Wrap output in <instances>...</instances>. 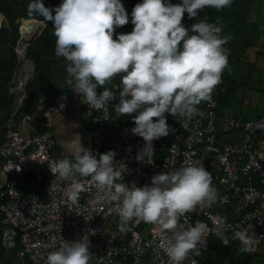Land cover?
Instances as JSON below:
<instances>
[{"label": "clouds", "instance_id": "1", "mask_svg": "<svg viewBox=\"0 0 264 264\" xmlns=\"http://www.w3.org/2000/svg\"><path fill=\"white\" fill-rule=\"evenodd\" d=\"M232 3L142 0L131 12L132 32L119 34L116 39V28L129 23L121 0H63L54 9L42 0H29L27 10L52 23L55 54L67 62L68 88L95 109L118 101L114 104L117 116L132 117L135 126L131 133L144 141L136 159L144 161L155 154L154 141L175 132L166 114L178 121L199 115L198 106L212 102V93L223 82L225 70L231 73L230 52L224 47L230 38H221L218 21L209 22L205 16L186 28L182 23L184 14L196 19L207 8L219 12ZM117 77L120 82L114 89L106 87L113 85ZM98 88L103 90L98 92ZM115 156L112 150L99 154L80 143L73 159L56 161L50 171L70 181L66 195L71 203L78 202L80 192L85 190L78 177L90 178L87 183L94 184L100 193L98 202L114 206L122 233L130 230V224L141 221L159 226L166 241L163 251L171 264H184L190 254L199 255L201 249H207L208 234H214L222 245H229L225 234L228 226L223 222L212 233L200 222L189 228L180 223L181 217L198 206L210 207L217 201L211 173L202 164L188 163L155 174L150 185L141 187L118 182L123 176ZM94 234L89 230L78 241L60 237L58 248L49 252L45 264H91L89 235ZM231 239L240 242V252L254 251L256 240L247 228L235 231Z\"/></svg>", "mask_w": 264, "mask_h": 264}, {"label": "built area", "instance_id": "2", "mask_svg": "<svg viewBox=\"0 0 264 264\" xmlns=\"http://www.w3.org/2000/svg\"><path fill=\"white\" fill-rule=\"evenodd\" d=\"M25 65L16 79L14 88L19 94L13 111L0 127L2 251L14 252L28 264H45L49 252L58 248L60 237L78 241L92 230L91 264H171L163 251L166 241L159 226L141 221L122 233L114 206L98 202L100 193L94 184L87 183L90 178L78 177L85 190L78 202L68 201L70 181L59 179L50 170L56 161L74 158L63 142L75 143L71 136L85 127L83 146L99 154L109 150L116 153V167L123 176L118 182L142 187L150 185L155 174L188 163L202 164L211 173L217 201L181 217V225L189 228L200 222L212 233L223 222L231 236L247 228L256 240L254 251L247 254L255 259L254 264H264V114L253 118L228 116L222 108L217 109L216 98L200 104V114L191 118L178 121L166 114L175 132L153 142L151 160L138 161L136 156L144 141L131 133L135 126L131 116H117L114 104L118 101L95 109L84 99L78 101L70 89L77 100L73 108L67 103L68 95L60 92L49 98L37 97L28 111L18 114L27 100L24 86L34 73ZM119 82L110 87L114 89ZM38 124L44 129L37 131ZM57 146L60 152L54 153ZM211 236L207 235V246ZM192 261L201 264L194 254L184 264Z\"/></svg>", "mask_w": 264, "mask_h": 264}, {"label": "trees", "instance_id": "3", "mask_svg": "<svg viewBox=\"0 0 264 264\" xmlns=\"http://www.w3.org/2000/svg\"><path fill=\"white\" fill-rule=\"evenodd\" d=\"M42 2L46 7L54 9L59 6L63 0H42ZM166 2L179 4L182 0H166ZM137 3H142V0L127 1L125 9L129 15V23L125 26L116 28L115 35L132 32L134 25L131 23V12ZM28 4L29 0H0V15H3L7 22V24L3 23L0 26L1 126L14 108L15 93H10L9 89L13 83V79L17 75L20 65V60L15 50L21 36V30H19L20 19H23L21 28L22 25L37 21H42L44 26L26 49V57L34 63V74L24 86L27 100L25 104L18 109V114L28 111L30 108L29 106L39 96L49 98L52 94L60 92L68 95V91H70V88H68V85L65 83L68 75L66 71L67 62L64 58H58L55 54L56 37L54 35L53 25L51 22H46L43 17L38 14L30 15L27 10ZM262 5H264V0H233L230 7L219 12L215 9L207 8L203 10L196 19H189L187 13H185L182 23L186 28H190L192 24L199 22V20H202L205 16L208 18L209 22L216 23L218 21V26L222 28L220 33L221 38H230L224 47L230 52L229 64L231 67V65L240 62L246 50L256 47L261 40L263 34L262 27L260 23L253 19V14L258 11ZM49 41L52 43V55L48 58L42 56V54L39 53V49ZM62 60H64V62L60 64L62 71L60 72V79L58 80L53 70ZM249 78L250 73L247 72L242 81H237L231 76L228 70H225L222 76L223 82L219 84L212 93V98H216L217 100V109L220 110L221 107L228 104L235 96L237 89L244 86ZM106 87H110V85H106ZM101 90L103 89L98 88V92ZM72 102V99L68 96V105ZM37 128V131H41L44 129V125L38 124ZM225 234L230 240L228 246L222 245L221 241L212 234L210 245L207 246V249H203L198 255L201 264H254L255 259L253 257L245 252L242 253L239 251L241 246L240 243L237 240H232L230 233L226 232ZM12 253L16 255L14 252Z\"/></svg>", "mask_w": 264, "mask_h": 264}, {"label": "rangeland", "instance_id": "4", "mask_svg": "<svg viewBox=\"0 0 264 264\" xmlns=\"http://www.w3.org/2000/svg\"><path fill=\"white\" fill-rule=\"evenodd\" d=\"M127 1L128 0H121V3L124 5V7L127 5ZM253 19H255V21L260 23L263 34L261 36V40L259 41L256 47L246 50L244 55L241 57L240 62L231 65V76L235 80L242 81L243 77L246 75L247 72L250 73V78L248 79L247 83L244 86L239 87L237 89L235 96L229 101V103L221 107L222 113L228 116H235L238 118H243V117L253 118L257 115L264 114V5H262L260 9L253 14ZM22 20L23 19L19 20V30L22 29L24 31L27 27L42 25V23L39 22H31L27 25H22L21 28ZM3 23L7 24L4 17L0 15V26ZM116 36L117 35H114L113 38L116 39ZM21 43H23L22 46ZM25 43H26L25 41L22 42L20 41L18 43V48L21 51V55H23L22 49L25 46ZM51 51H52V43H50V41L47 42V44H45L41 49H39V53L42 54V56L48 58L52 55ZM29 62L26 63L25 67L26 66L30 67ZM63 62L64 60H62L53 70L58 80L60 79V72L62 71V67L60 64ZM23 65H24L23 60L20 59V65L18 67L17 75L13 79V83L10 86L11 89H9L10 93H15L14 102L19 94L14 87L16 85V79L20 75V71L22 70ZM116 80L120 81V77H117ZM73 93L74 95L78 96V101H83V97L76 94L72 90V94ZM68 96L73 101L70 104V107L73 108V106L76 105L77 100L69 93V91H68ZM0 120H2L1 115H0ZM82 120L83 119L80 118V121ZM35 122L36 120H34V122H32L31 125H34ZM53 152L54 153L60 152L59 146H57ZM0 264H28V262L22 258H19L16 255H13L12 252H4L0 249Z\"/></svg>", "mask_w": 264, "mask_h": 264}, {"label": "crops", "instance_id": "5", "mask_svg": "<svg viewBox=\"0 0 264 264\" xmlns=\"http://www.w3.org/2000/svg\"><path fill=\"white\" fill-rule=\"evenodd\" d=\"M81 122L83 123L84 121L82 120ZM84 129L85 127H83L80 133H75L71 136V138L74 140L75 143L69 144L68 142L64 140L63 143L66 145V151L69 154L75 153L76 148L79 147L80 143L82 144L84 133H85ZM60 139H63V137H60Z\"/></svg>", "mask_w": 264, "mask_h": 264}, {"label": "water", "instance_id": "6", "mask_svg": "<svg viewBox=\"0 0 264 264\" xmlns=\"http://www.w3.org/2000/svg\"><path fill=\"white\" fill-rule=\"evenodd\" d=\"M1 16L4 17L3 15H1ZM31 20H35V19H31ZM35 21H37V20H35ZM37 22L42 23V25L40 26V30L38 31L37 34H35V35H33L31 38H29V40L25 43V46H24L23 49H22V51H23V55H21V51L19 50L18 45H17L16 48H15L16 53L18 54V59H19V60H20V59L23 60L24 65L30 61V63H31V66H30V67H31L32 71L34 70V63H33L29 58L26 57L25 53H26L27 46H28V45L31 43V41H33V39H34V38L40 33L42 27L44 26V23H43L42 21H37Z\"/></svg>", "mask_w": 264, "mask_h": 264}, {"label": "bare ground", "instance_id": "7", "mask_svg": "<svg viewBox=\"0 0 264 264\" xmlns=\"http://www.w3.org/2000/svg\"><path fill=\"white\" fill-rule=\"evenodd\" d=\"M40 23V22H39ZM21 30V36L20 39L18 41V43L21 41H25L27 42L29 40V38H31L33 35L37 34L38 31L40 30V25H35V26H31V27H27L24 31L22 29ZM23 45V43H21V46ZM20 46V47H21ZM30 63V62H29ZM31 66V63H30ZM28 68H30L29 66H26L25 69L27 70ZM23 75H26V71H24Z\"/></svg>", "mask_w": 264, "mask_h": 264}]
</instances>
